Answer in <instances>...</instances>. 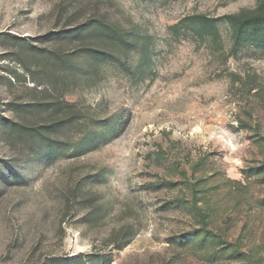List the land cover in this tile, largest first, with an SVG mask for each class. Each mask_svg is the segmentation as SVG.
Segmentation results:
<instances>
[{
    "label": "rangeland",
    "instance_id": "obj_1",
    "mask_svg": "<svg viewBox=\"0 0 264 264\" xmlns=\"http://www.w3.org/2000/svg\"><path fill=\"white\" fill-rule=\"evenodd\" d=\"M256 4L0 0L2 117L50 121L45 110L17 105L51 100L44 86L55 72L49 53L72 57L81 42L65 32L92 16L139 33L150 55L146 63L130 57L128 70L107 65L65 96L99 120H121L106 145L54 162L26 160L28 149L10 148L0 133V164L9 162L2 173H11L0 176V264L80 257L86 264H243L227 257L231 247L264 264V174L248 175L264 164V47L233 49L224 20ZM195 15L218 20V45L171 31ZM8 104L21 110L10 112ZM179 171L204 180L197 206L209 212L211 233L230 244L227 253L208 258L211 249L192 247L190 234L202 226ZM161 180L174 186L153 187Z\"/></svg>",
    "mask_w": 264,
    "mask_h": 264
},
{
    "label": "trees",
    "instance_id": "obj_2",
    "mask_svg": "<svg viewBox=\"0 0 264 264\" xmlns=\"http://www.w3.org/2000/svg\"><path fill=\"white\" fill-rule=\"evenodd\" d=\"M224 20L231 32L233 49L248 46L264 47V0H257L253 11L229 15ZM217 22L218 20L210 19L205 15H195L181 20L171 31L174 34H188L203 42L218 45L220 34ZM65 34L66 37L74 35L81 43L72 57L57 52L49 53L48 59L55 72L48 73L44 86L51 91V100L45 103L17 105L20 108L36 107L37 110H45L50 116V121L29 125L0 115L2 139L10 148L26 147L28 149L25 155L26 160L46 158L54 162L67 155H79L96 150L117 137L124 126L120 119L99 120L78 108L75 103L67 101L65 96L77 87L79 82L85 81L84 85H86L98 79L107 65H118L122 70H128L130 57H143L144 62L150 60L148 51L143 48V37L139 33L126 30L102 16H92L69 28ZM40 85L42 84L36 83L35 87ZM19 107L10 104L8 111L18 112L21 110ZM1 113L3 109L0 103ZM261 140L264 142V137ZM163 157L164 152L159 149L156 158L163 160ZM8 165L9 162L0 164V176L4 180L11 176V173L8 176L2 173V166L8 167ZM248 172L251 176L264 174V164L249 168ZM179 174L181 182L185 183L186 188L193 193V200L188 208L199 219L202 226L200 230L190 234L196 240L192 247L205 252L211 249L212 251L207 253L208 258L220 256L223 252L227 253L230 244L211 233L207 225L209 212L197 206L201 201L200 194L204 191L202 185L204 180L197 178L192 182L185 171H179ZM15 178H18L17 175ZM167 182L166 184L174 186L172 182ZM166 184L161 180L153 187L159 188ZM175 202L182 204L186 201L175 200ZM190 235H187V238L192 237ZM179 239L182 240V237ZM231 248L227 255L230 259H241L243 264H257V259L240 253L234 247ZM69 264L86 263L80 257L70 261Z\"/></svg>",
    "mask_w": 264,
    "mask_h": 264
}]
</instances>
